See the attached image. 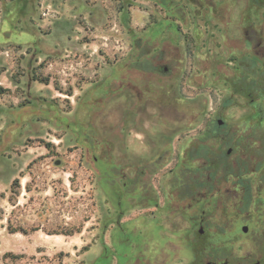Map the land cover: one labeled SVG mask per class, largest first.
<instances>
[{
  "label": "rangeland",
  "instance_id": "1",
  "mask_svg": "<svg viewBox=\"0 0 264 264\" xmlns=\"http://www.w3.org/2000/svg\"><path fill=\"white\" fill-rule=\"evenodd\" d=\"M253 61L249 0H0V264H195L186 154L264 129ZM220 188L195 251L262 257L264 188Z\"/></svg>",
  "mask_w": 264,
  "mask_h": 264
},
{
  "label": "flooded vegetation",
  "instance_id": "2",
  "mask_svg": "<svg viewBox=\"0 0 264 264\" xmlns=\"http://www.w3.org/2000/svg\"><path fill=\"white\" fill-rule=\"evenodd\" d=\"M256 130H258V128L250 127L247 132L238 134L236 136L237 137L236 140L238 141L239 144L234 143L232 147L231 146L228 147L227 153L230 154V156L234 154V151H237V153L233 157V162L236 168L233 170L232 174L224 175L223 171L220 170L213 177H210L207 172L203 173L201 170L198 171L196 170L195 174L190 179V183L194 186L195 192L193 194H190L191 201L188 203V205L189 207L196 205L200 210L197 216H191V221H190L192 228L198 226L196 228L195 236L192 239L193 241L191 247L192 254H194V256L195 255L197 256V262L195 264H206V263L235 264L234 261L236 259L231 253H224L217 249L215 250V248L212 249L202 248L199 249L198 253L195 250L199 245L197 239L207 235V231L204 228L206 226V221H207L206 218L207 210L205 207L209 206L210 201L213 197L217 198V196H215V193L221 189L220 188L221 185L226 183H231L232 189L239 193L237 200L238 209L239 208L241 209L245 206L247 207L248 204L252 203L253 201L252 196L248 204L245 201V193L247 191H249V193L252 194L253 188L254 190L257 191H262V189L264 188V168L260 169L256 167L258 161H263L262 166H264V145L257 143L258 140L255 139L254 137ZM246 136H249V142L252 145L251 150L253 149L252 152L250 153H248L247 150L243 148L244 142L238 140L245 138ZM257 149L260 150L261 152L255 153L254 150ZM250 174L257 175L255 178V182H256L255 185H253L252 183ZM244 225L246 224L240 225L239 232H241L242 234H247L248 225H246L247 226L246 231H244L242 228ZM236 231H238V229H236L234 233H231L228 236H230V238L236 236L237 235L235 233ZM189 261L187 259L186 264H190L188 263ZM263 262H264V255L256 260H252V258L248 256L244 263L242 262L240 263V261H238V264H262Z\"/></svg>",
  "mask_w": 264,
  "mask_h": 264
},
{
  "label": "trees",
  "instance_id": "3",
  "mask_svg": "<svg viewBox=\"0 0 264 264\" xmlns=\"http://www.w3.org/2000/svg\"><path fill=\"white\" fill-rule=\"evenodd\" d=\"M249 8H255L256 10L264 8V0H249ZM251 63L252 66H250V68L245 69L241 73V76L232 81L233 91L243 95L250 102L264 95V67L258 69V67L253 65L254 61ZM227 103H229V100L225 101V104ZM236 136L237 135L232 133L223 134L216 147L207 146L205 144H199L196 148L191 147L186 154V161L191 162L199 159L200 164L193 170H201L203 173L207 172L210 177H213L220 170L223 171L224 175L232 174L236 166L234 165L233 159L229 158L230 154L227 153V149L230 146L232 147L234 143L239 144L236 140ZM254 137L258 140L257 143L264 145V129L256 130ZM238 140L244 142L243 148H245L248 153L252 152L253 149L251 150L252 145L249 142V136ZM254 152L260 153L261 151L257 149L254 150ZM262 162L263 161H258L256 167L260 168ZM194 192V186L192 187L187 184L184 194L190 195ZM250 200L251 194L247 191L245 193V201L248 204Z\"/></svg>",
  "mask_w": 264,
  "mask_h": 264
},
{
  "label": "water",
  "instance_id": "4",
  "mask_svg": "<svg viewBox=\"0 0 264 264\" xmlns=\"http://www.w3.org/2000/svg\"><path fill=\"white\" fill-rule=\"evenodd\" d=\"M218 123H220V120H218ZM242 228H243V230H244V231H246V229H247V226H246V225H244ZM206 264H209V263H206Z\"/></svg>",
  "mask_w": 264,
  "mask_h": 264
}]
</instances>
